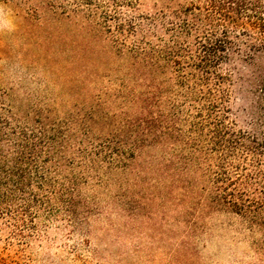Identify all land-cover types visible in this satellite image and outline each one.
Masks as SVG:
<instances>
[{
	"label": "rangeland",
	"instance_id": "1",
	"mask_svg": "<svg viewBox=\"0 0 264 264\" xmlns=\"http://www.w3.org/2000/svg\"><path fill=\"white\" fill-rule=\"evenodd\" d=\"M198 5L200 0H0V126L10 138L0 143L38 145V161L50 160L45 165L52 181L50 201L42 196V205L30 204L32 219L18 221L20 202L13 203L17 222L0 215V262L264 264V229L202 204L201 187L210 185L196 162L183 161L182 145L173 140L188 128L184 123L175 125L166 148H136L130 136L128 122L137 113L127 102L134 86L131 59L116 52L104 30L110 27L132 47L140 36L129 34L130 27L117 34L118 23L132 21L152 45L162 46L170 39L168 23ZM158 16L163 28H152L146 18ZM226 69L233 77L229 120L236 130L264 131L256 119L264 53L235 56ZM185 179L194 189L182 186Z\"/></svg>",
	"mask_w": 264,
	"mask_h": 264
},
{
	"label": "trees",
	"instance_id": "2",
	"mask_svg": "<svg viewBox=\"0 0 264 264\" xmlns=\"http://www.w3.org/2000/svg\"><path fill=\"white\" fill-rule=\"evenodd\" d=\"M158 17L146 18L152 28L160 25L162 17ZM168 24L164 31L170 39L162 46L152 45L145 36L147 31L132 21L118 23L117 28V34L125 33L128 26L129 34L140 36L132 47L119 41L110 27L104 30L116 52L131 59L128 65L134 86L127 102L137 113L128 122L130 136L136 139V148H166L175 125L184 123L188 128L177 131L180 139L173 140L182 145L183 161L196 162L201 180L210 185L209 189L201 187L202 204L264 229V131L236 130L229 120L233 77L226 69L235 56L252 59L256 53H264V0H200V5L178 17V22ZM168 91L176 93L171 100L165 99ZM257 91L256 119L264 128V70L257 76ZM101 117L109 119L108 115ZM4 130L0 126V140L10 139ZM84 132L89 136L90 127ZM11 135L17 134L13 131ZM38 148L29 143H0V215L14 222L13 203H21L23 218L18 221L24 223L33 218L30 204L42 205V196L50 201L52 181L45 165L50 160L40 166ZM182 186L194 189L187 179ZM67 205L70 207L71 201Z\"/></svg>",
	"mask_w": 264,
	"mask_h": 264
}]
</instances>
